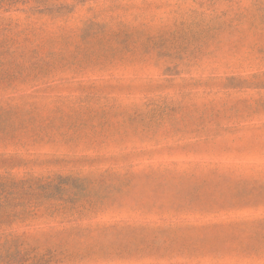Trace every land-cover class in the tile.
I'll use <instances>...</instances> for the list:
<instances>
[{"label": "rangeland", "instance_id": "obj_1", "mask_svg": "<svg viewBox=\"0 0 264 264\" xmlns=\"http://www.w3.org/2000/svg\"><path fill=\"white\" fill-rule=\"evenodd\" d=\"M0 264H264V0H0Z\"/></svg>", "mask_w": 264, "mask_h": 264}, {"label": "trees", "instance_id": "obj_2", "mask_svg": "<svg viewBox=\"0 0 264 264\" xmlns=\"http://www.w3.org/2000/svg\"><path fill=\"white\" fill-rule=\"evenodd\" d=\"M30 181H21V182H17V181H5L0 177V188L5 187L7 185H27Z\"/></svg>", "mask_w": 264, "mask_h": 264}]
</instances>
